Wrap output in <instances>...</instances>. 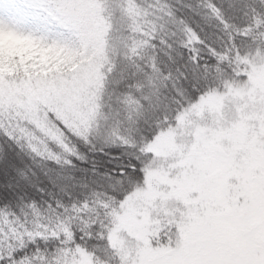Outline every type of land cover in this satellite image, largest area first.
I'll return each instance as SVG.
<instances>
[{"label": "snow or ice", "instance_id": "1", "mask_svg": "<svg viewBox=\"0 0 264 264\" xmlns=\"http://www.w3.org/2000/svg\"><path fill=\"white\" fill-rule=\"evenodd\" d=\"M0 138V264H264V0H0Z\"/></svg>", "mask_w": 264, "mask_h": 264}, {"label": "trees", "instance_id": "2", "mask_svg": "<svg viewBox=\"0 0 264 264\" xmlns=\"http://www.w3.org/2000/svg\"><path fill=\"white\" fill-rule=\"evenodd\" d=\"M24 42L16 41L9 50L16 51L21 53V50L24 49ZM0 143H3V138H0ZM18 153L16 168L11 173L6 181L0 180V192L7 190L9 195V200L14 204L20 202V197H24L25 201L30 199L37 198L35 196V188L32 185L39 184L40 187H47L48 189L55 191L53 185L49 183L48 176L45 175L47 168L56 167L52 164H47L42 166L38 161L34 162L28 155L20 153L19 149L15 150ZM59 171V169H57ZM20 173H24L27 176V179L24 176H21ZM35 173V175L33 174ZM49 175L55 179L56 173H49ZM2 197H0V205L5 203Z\"/></svg>", "mask_w": 264, "mask_h": 264}, {"label": "rangeland", "instance_id": "3", "mask_svg": "<svg viewBox=\"0 0 264 264\" xmlns=\"http://www.w3.org/2000/svg\"><path fill=\"white\" fill-rule=\"evenodd\" d=\"M15 42H16V41L9 42V43H8V48L10 49V47H12L13 44H14ZM28 51H29L28 46L25 44V45H24V49L21 50V53H26V52H28Z\"/></svg>", "mask_w": 264, "mask_h": 264}]
</instances>
